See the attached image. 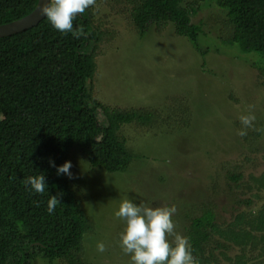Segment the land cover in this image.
Masks as SVG:
<instances>
[{
	"label": "rangeland",
	"instance_id": "1",
	"mask_svg": "<svg viewBox=\"0 0 264 264\" xmlns=\"http://www.w3.org/2000/svg\"><path fill=\"white\" fill-rule=\"evenodd\" d=\"M182 3L198 8L190 17L191 24L199 28L197 49L177 36L171 24H151L140 38L128 0H96L81 14L91 13L101 32L92 100L111 109L145 110L155 115L149 125L120 126L117 136L132 155L124 172L91 167L77 146L65 155L64 162H71L72 167L71 177L63 174L64 178L91 225L82 241V258L87 264H130L118 245L124 223L113 215L125 198L152 207L175 205L172 219L175 232L182 236L189 220L202 214L204 205L221 228L236 214H255L264 206L263 190H247L264 173L260 60L254 53L242 54L239 46L227 44L231 28L216 0ZM249 112L256 117L254 126L240 137L239 116ZM97 119L103 123L100 110ZM90 146L96 148L97 143L91 141ZM229 174L241 177L232 183ZM245 201L251 202L249 207ZM168 239L171 242L174 237ZM212 239L205 245V255L213 256L209 264H264L260 237L253 249L219 236ZM100 242L104 252L97 251ZM32 264L49 263L37 257ZM52 264L64 263L57 260Z\"/></svg>",
	"mask_w": 264,
	"mask_h": 264
},
{
	"label": "trees",
	"instance_id": "2",
	"mask_svg": "<svg viewBox=\"0 0 264 264\" xmlns=\"http://www.w3.org/2000/svg\"><path fill=\"white\" fill-rule=\"evenodd\" d=\"M128 1L140 38L151 24H171L177 36L197 49L199 28L190 19L197 7L183 5L182 0ZM216 2L231 28L227 44L239 46L242 54L257 55L264 74V0ZM36 4L37 0H0V25L28 15ZM73 28H82L83 35L61 34L45 18L34 29L0 39V264H32L37 257L49 264L57 260L87 264L82 258V241L91 225L70 182L63 174L57 175L50 162L62 165L66 153L77 146L91 167L124 172L132 155L117 136L120 126H145L155 118L145 110L111 109L92 100L101 32L89 12L77 14ZM99 110L104 117L101 124ZM91 141L97 143L96 148L90 146ZM40 173L47 187L43 194H36L24 181ZM240 177L227 175L232 183ZM252 183L248 191L264 192V173ZM49 195L60 201L51 214L46 211ZM250 203L245 201L247 207ZM204 206L202 214L189 218L183 230L199 264L210 263L213 256L205 255V245L215 236L242 248L253 249L257 237L264 244V206L255 214H236L225 228Z\"/></svg>",
	"mask_w": 264,
	"mask_h": 264
},
{
	"label": "clouds",
	"instance_id": "3",
	"mask_svg": "<svg viewBox=\"0 0 264 264\" xmlns=\"http://www.w3.org/2000/svg\"><path fill=\"white\" fill-rule=\"evenodd\" d=\"M96 0H41L40 14L61 34L71 33L74 38L83 35L82 28H73L77 14L84 13L94 6ZM256 117L249 112L239 116L241 128L237 135L244 137L247 130L254 126ZM56 167L57 175L71 177V162H64ZM26 188L36 194H43L46 189L45 176L40 173L26 177ZM60 204L56 196L47 200L46 211L51 214ZM177 209L175 205L152 207L143 203H134L125 198L114 211V217L123 221L124 226L118 234V245L123 254L129 257L130 264H199L187 236L175 232L172 217ZM169 237H174L169 241ZM97 251L104 252L105 245L97 244Z\"/></svg>",
	"mask_w": 264,
	"mask_h": 264
},
{
	"label": "water",
	"instance_id": "4",
	"mask_svg": "<svg viewBox=\"0 0 264 264\" xmlns=\"http://www.w3.org/2000/svg\"><path fill=\"white\" fill-rule=\"evenodd\" d=\"M40 7L41 0H37V4L31 13L13 22L0 25V39L19 35L36 28L46 18L40 14Z\"/></svg>",
	"mask_w": 264,
	"mask_h": 264
}]
</instances>
